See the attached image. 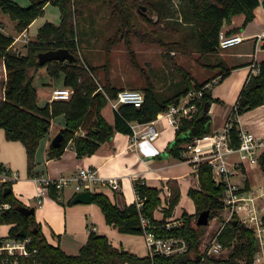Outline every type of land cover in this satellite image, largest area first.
<instances>
[{
	"label": "trees",
	"instance_id": "16d2710c",
	"mask_svg": "<svg viewBox=\"0 0 264 264\" xmlns=\"http://www.w3.org/2000/svg\"><path fill=\"white\" fill-rule=\"evenodd\" d=\"M83 0H31V5L23 7L17 2L0 0V12L8 14L17 22V30L25 31L39 17L44 15L45 7L51 4L60 9V24L45 23L38 32L36 39L27 45V54L22 55L12 51L15 42L0 30V60L4 62L7 81L5 83V99L0 103V129L5 131L6 139L21 142L28 159V173L32 175L35 167V156L42 139L51 128L53 119L64 115L66 126L60 131L64 140L59 147L50 146L49 159L60 158L69 144L73 145L79 158L91 156L97 152L101 144L112 138L115 132L133 135L130 124L138 122L146 124L157 120L158 115L167 112L172 105H177L191 90H200L207 83H192V77L187 72L177 69L182 74L184 85L171 98L163 99L161 95L149 86L143 91L145 100L140 108L132 105H122L116 111L114 125H110L102 116V110L108 105V99H116L120 89L111 84L108 75L104 82L97 78L98 68H90L83 64L78 56L81 40L77 35L76 19L81 16ZM125 0H114V15L122 25H129L130 15L124 5ZM190 13L198 25V47L201 54L210 55L219 51V34L226 22L237 15H245V25L252 22L255 10L260 0H188ZM229 35L231 33H228ZM110 41V48L114 45ZM146 42L150 43V40ZM166 46V45H164ZM68 49L76 56V60L67 62H49L44 66L37 63V55L42 52ZM134 59V53H130ZM46 67L48 75L53 80H60L64 88L73 90L69 101H53L39 106L35 78L40 68ZM137 68V66H136ZM36 72L34 73V70ZM257 75H252L244 85L237 104L232 110L229 135L234 147L240 145V129L238 118L242 114L264 105V61L258 66ZM226 74L222 75L223 78ZM215 102L210 90H204L197 112L191 117H181L176 131V138L166 153L175 158L183 159L185 145L202 139L208 134L206 127L210 123L209 111ZM84 132V136L78 133ZM264 172V153L259 159ZM2 170L3 167H0ZM199 188H191L189 197L196 206L195 215L183 213L182 225L167 229L174 210L180 203L181 192L177 182L169 181L171 197L167 208H163L160 188L150 187L144 182L136 181L139 202L124 209L119 208L113 200L102 193H93V203L100 207L106 223L122 234L144 235L141 217H145L157 238H182L187 244V251L174 256L161 254L151 257H138L115 247L103 235L91 233L85 246L78 255H68L59 246L50 244L44 236L40 224L34 214L25 216L20 209L25 207L13 194L5 195V189L11 188L10 181L0 185V225H11L9 236L0 239V245L6 240L30 239L27 249L28 257L19 258L18 264H196L205 256L202 239L205 236L204 226L197 224V218L204 211H210V220L225 209L223 197L226 191L224 183L214 180L213 170L208 164H201L197 169ZM247 188L249 185L247 183ZM246 188V189H247ZM59 191L55 187L49 189V195L59 200ZM138 203H142L138 207ZM163 209V218L156 219V213ZM264 221V217H263ZM25 232V236L20 233ZM220 242L231 251L225 259L205 256L204 264H255L259 244L254 231L241 224L237 216L226 224L219 236ZM4 264H15L12 258L0 259Z\"/></svg>",
	"mask_w": 264,
	"mask_h": 264
},
{
	"label": "crops",
	"instance_id": "0c3cea01",
	"mask_svg": "<svg viewBox=\"0 0 264 264\" xmlns=\"http://www.w3.org/2000/svg\"><path fill=\"white\" fill-rule=\"evenodd\" d=\"M4 18L2 12H0V30L5 35L13 37L5 30L6 24ZM245 20V15H237L231 22L224 23L221 29L226 33H231L230 35L236 34L244 37V42L230 49H219L215 54L204 55L211 56L210 61L202 63V67L205 70V78L195 81L192 78V83H212L210 91L215 102L211 104L209 111V134L219 133L228 123L230 124L232 110L237 104L244 85L252 75L258 74V66L264 61V41H259L258 39V36L264 32V9L259 6L255 10L254 20L247 25H245ZM14 25L17 28L16 21H14ZM29 29L30 27L23 31L22 34L26 36ZM13 38L15 39V37ZM236 47L238 48L234 49ZM204 56L200 52L199 58ZM179 65L180 63H178ZM182 70L187 72L184 68ZM187 73L190 75L189 72ZM224 74L226 75L223 78L222 75ZM2 78H4V84L0 88V103L5 99L4 87L7 81L5 65L0 60V81ZM147 83L148 85L145 89L153 86L160 93L158 88L149 80ZM47 85L53 87V83L51 82ZM43 92L37 89L39 106H41V96H47L48 98L45 103H50L49 93ZM115 112L109 103L102 110V116L110 125H114ZM59 117H64L66 125L65 116L61 115ZM56 119L52 120L49 133L40 142L35 156V167L32 175L28 173L26 149L21 142L8 141L4 145L7 149L5 154L1 153L0 147V154L3 156H0V167L6 168L9 171V177L12 179L11 189L13 194L25 207L35 209V219L40 224L42 232L50 244L59 246L68 255H78L82 247L86 245L89 235L95 233L106 236L115 246L114 240L110 236L111 228L113 227L106 223L104 215V221H101L100 212L102 213V211L100 207L94 203L72 204V200L75 197L73 189L66 188L61 191L59 193V200L46 193L41 198L42 203L38 204L37 179L41 177L50 179L72 178L81 168L89 167L95 169L100 178L99 181L91 185L92 194L102 193L109 196L121 209L137 202L138 195L134 187L136 181L144 182L150 187L160 188L163 192L168 190V193L170 191L168 182L175 181L179 185L181 199L169 221H182V219H173L178 214L177 212L183 208L184 204L187 206V211L183 213L187 212L190 215H195L196 206L194 201L189 199L188 193L191 188H199L197 170L195 167L184 162L183 159H175L166 153L168 146L175 141L177 131L170 124L167 112L159 114L157 120L154 121L155 126L161 134L157 141L151 145L141 148L136 144L133 135L115 132L112 138L101 144L97 152L91 156L79 158L73 145L69 144L60 158L49 159L48 152L52 140L65 128L57 126ZM238 123L240 130L249 131L256 136H264V105L239 116ZM80 134L82 133L80 132ZM145 150L148 152H158V154L148 157L144 154ZM259 171L263 176L264 172L261 166L241 169L231 179L245 188H247L248 183L249 188L247 189L256 193L257 190L252 183ZM112 179L118 180L120 184L119 190H114L108 182ZM185 197L186 201H184ZM191 202L194 203V206ZM162 218L163 211L160 209L156 213V219L161 220ZM11 228V225H0V239L7 238ZM115 247H122L125 251L138 257H147L140 256L123 242Z\"/></svg>",
	"mask_w": 264,
	"mask_h": 264
},
{
	"label": "rangeland",
	"instance_id": "374dc122",
	"mask_svg": "<svg viewBox=\"0 0 264 264\" xmlns=\"http://www.w3.org/2000/svg\"><path fill=\"white\" fill-rule=\"evenodd\" d=\"M10 1L17 2L23 7L31 5V0ZM123 5L131 13L129 25H122L119 18L113 14L114 0H83L81 16L76 19V31L81 40L78 56L85 66L98 68L97 78L100 83L105 81L109 73L114 87L143 92L149 80L158 88L161 97L167 99L173 97L184 83L181 73L177 70L180 66L190 73L194 81L205 78L202 63L210 61L211 56L199 58L198 25L190 13L188 0H125ZM143 6L145 12L140 11V7ZM2 14L5 17V30L15 37L12 51L22 55L27 54V45L36 39L39 29L46 22L59 25L61 16L58 7L47 4L44 15L32 23L28 34L24 36L15 27L14 20L8 14ZM112 40L114 45L108 48ZM147 40H150V43L146 42ZM131 51L134 53V59L130 55ZM178 63H180L179 66ZM47 73L46 67L40 68L34 86L40 92L49 93L50 98L54 89L63 86L60 80L51 79ZM3 79L0 88L4 84ZM50 82L53 83V87L47 85ZM207 85L210 90L212 83ZM47 98V96H41V107L46 105ZM55 122L59 127L66 126L64 117H57ZM6 143L8 140L5 131L0 129L1 153L5 154L7 151L4 146ZM252 184L257 190L256 196L264 193V175L262 176L260 171ZM161 197L163 208H167L171 191L168 193V190H165ZM185 199L186 197L184 201ZM257 201L261 214H264V197L258 198ZM191 203L194 206V203ZM184 211H187L186 204L177 212L173 220L181 219ZM100 217L101 221H104L101 212ZM230 217H232L231 212L224 209L209 221L202 239L203 249L215 240ZM110 236L115 246L123 242L140 256L149 255L145 235L122 234L117 229L111 228ZM230 251V248H226L217 258H227ZM255 264H262L261 259L256 258Z\"/></svg>",
	"mask_w": 264,
	"mask_h": 264
},
{
	"label": "built area",
	"instance_id": "2783aa9c",
	"mask_svg": "<svg viewBox=\"0 0 264 264\" xmlns=\"http://www.w3.org/2000/svg\"><path fill=\"white\" fill-rule=\"evenodd\" d=\"M264 9V0H260V5ZM20 39V38H19ZM18 39V40H19ZM259 41H264V32L258 36ZM244 37L240 35H229L221 30L219 34V48L222 50L233 48L244 42ZM258 71V69H257ZM209 85H206L200 90H191L177 105H172L167 111L170 124L176 128L179 127L180 118H191L198 110V104L201 103L204 96V90H207ZM73 90L70 88H57L51 93L49 102L53 101H69L72 98ZM109 105L114 111H119L122 105H132L140 108L145 100L144 93L138 90L125 89L118 93L116 99H108ZM133 131V138L139 147L151 145L160 136L159 129L155 126L154 122L141 124L133 122L131 124ZM231 124L228 123L226 127L219 133L208 134L202 139H197L190 144L185 145L183 153L184 162L195 167L197 170L201 164H208L213 170L214 180L217 183H224L226 191L223 197L225 209L231 212L232 217L237 216L238 221L246 227L252 229L255 238L259 244V251L256 258H260L264 264V214L258 204V198L264 197V193L256 196L255 193L241 186L233 181L232 176L241 169H249L252 167H260V156L264 153V136H256L249 131L240 130V145L234 147L231 144L229 130ZM78 134L84 136L85 134ZM146 151V150H145ZM146 156H156L158 152L144 153ZM8 169H0V183L10 181L11 178L8 174ZM97 171L93 168H81L78 173L72 178H59L50 179L41 177L37 179L38 204L42 203V197L48 193L51 187H55L59 191L66 188L73 189L74 196L85 191H91V185L99 181ZM114 190L120 189V184L117 179L108 181ZM170 196V195H169ZM256 196V197H255ZM139 202V198L137 200ZM142 203H138L140 208ZM0 208H9L8 205L0 206ZM230 217L227 221L229 223L232 219ZM226 223V224H227ZM182 221H173L168 223L165 227L171 229L173 227H180ZM141 226L144 230L146 243L149 249V255L161 254L163 256H174L183 254L187 251L188 244L182 238L161 239L157 238L150 232L149 221L145 217H141ZM214 241L205 246V256L218 257L224 252L226 247L218 237ZM30 239L25 240H6L0 245V259L12 258L15 264H18L19 258L28 257L30 255L27 245ZM205 256L200 259L196 264H204ZM256 263V260H255ZM4 264V262H0Z\"/></svg>",
	"mask_w": 264,
	"mask_h": 264
},
{
	"label": "water",
	"instance_id": "95a60500",
	"mask_svg": "<svg viewBox=\"0 0 264 264\" xmlns=\"http://www.w3.org/2000/svg\"><path fill=\"white\" fill-rule=\"evenodd\" d=\"M140 11L145 12V8L140 7ZM76 60V56L72 54L68 49H57V50H50L46 52L39 53L37 55V63L40 66H44L49 62H67L71 63ZM37 69L34 70V73L36 72ZM206 133H210V123L206 127ZM64 140V136L59 133L57 134L54 139L52 140L51 146L53 147H59ZM11 188H6L5 189V195H7L9 192H11ZM93 203V194L91 191H85L82 193L77 194L74 199L72 200V204H91ZM20 212L25 215L29 216L35 213L34 208H28V207H23L20 209ZM210 211H204L202 212L199 217L197 224L199 226H208L209 221H210ZM21 236H25V232L20 233Z\"/></svg>",
	"mask_w": 264,
	"mask_h": 264
}]
</instances>
